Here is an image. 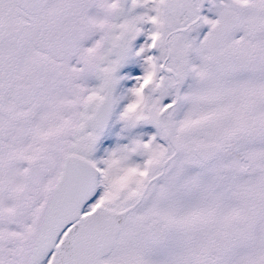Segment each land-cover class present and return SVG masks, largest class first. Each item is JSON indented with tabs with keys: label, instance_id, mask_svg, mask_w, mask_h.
Masks as SVG:
<instances>
[{
	"label": "snow or ice",
	"instance_id": "obj_1",
	"mask_svg": "<svg viewBox=\"0 0 264 264\" xmlns=\"http://www.w3.org/2000/svg\"><path fill=\"white\" fill-rule=\"evenodd\" d=\"M0 264H264V0H0Z\"/></svg>",
	"mask_w": 264,
	"mask_h": 264
},
{
	"label": "flooded vegetation",
	"instance_id": "obj_2",
	"mask_svg": "<svg viewBox=\"0 0 264 264\" xmlns=\"http://www.w3.org/2000/svg\"><path fill=\"white\" fill-rule=\"evenodd\" d=\"M145 11H147V9H145V8L136 9V12L139 13V14H142ZM203 14L208 15L210 18H215V14L213 12H208L207 11V7L205 8ZM142 27H143V30H144V34L141 35L137 39V41L135 42V45H136L137 48L147 40V33H148L149 29L151 28V25L144 24ZM207 30L208 29H207L206 26L204 28H202L200 30L201 36L204 33H206ZM193 35H195V33H193ZM148 42L150 43V41H148ZM131 68H135L136 69L135 73L129 72V69H131ZM119 74L122 75V76H129V77L132 76V75H142L143 74V62L142 61H130L129 64L125 65V67L120 70ZM96 83L97 82L95 80H93V79H90L88 81L89 85H94ZM135 83L136 82H135L134 79H126V80L121 81V84L117 88V93L119 95H125L126 96L128 94V90L130 88H132L135 85ZM127 103H128V99L123 100L122 103H121V107H123Z\"/></svg>",
	"mask_w": 264,
	"mask_h": 264
},
{
	"label": "rangeland",
	"instance_id": "obj_3",
	"mask_svg": "<svg viewBox=\"0 0 264 264\" xmlns=\"http://www.w3.org/2000/svg\"><path fill=\"white\" fill-rule=\"evenodd\" d=\"M120 127L121 126L119 124H116L112 128L111 135L102 140V142H101V148L96 153V157L97 158H101L104 155V149L105 148L114 147L115 146V143H117V142L122 143V144L123 143H127V140L126 139H120L118 141L117 133L119 132ZM135 131H136V133H144V139L147 140L149 138V135H151L152 133L155 132V129L153 127H151V126H145L143 128H138ZM134 160L136 162L140 163V162L143 161V157L136 156V157H134Z\"/></svg>",
	"mask_w": 264,
	"mask_h": 264
},
{
	"label": "bare ground",
	"instance_id": "obj_4",
	"mask_svg": "<svg viewBox=\"0 0 264 264\" xmlns=\"http://www.w3.org/2000/svg\"><path fill=\"white\" fill-rule=\"evenodd\" d=\"M115 143V142H114ZM116 144V143H115Z\"/></svg>",
	"mask_w": 264,
	"mask_h": 264
}]
</instances>
